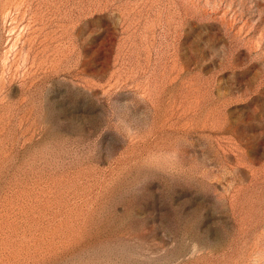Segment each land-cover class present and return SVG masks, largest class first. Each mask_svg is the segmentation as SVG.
<instances>
[{"label":"rangeland","instance_id":"obj_1","mask_svg":"<svg viewBox=\"0 0 264 264\" xmlns=\"http://www.w3.org/2000/svg\"><path fill=\"white\" fill-rule=\"evenodd\" d=\"M0 264H264V0H0Z\"/></svg>","mask_w":264,"mask_h":264}]
</instances>
